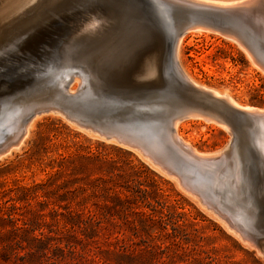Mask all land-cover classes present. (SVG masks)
<instances>
[{
    "label": "rangeland",
    "instance_id": "obj_1",
    "mask_svg": "<svg viewBox=\"0 0 264 264\" xmlns=\"http://www.w3.org/2000/svg\"><path fill=\"white\" fill-rule=\"evenodd\" d=\"M51 1L40 0L36 29L17 37L10 30L13 20L30 8L0 24V111L13 105L53 106L51 76L68 66L79 72L85 62L86 70L96 76L90 83L94 93L91 99L76 100L74 107L98 125L122 129L161 125L180 110L226 122L230 132L202 118H187L179 134L204 155H218L237 141L249 163L256 240L243 242L140 154L80 130L59 113L46 112L34 119L24 145L0 159V264H264V167L258 165L251 142L252 122L232 105L224 106L222 99L218 104L190 90L171 66L169 39L161 30V46L146 52L128 79H122L133 55L151 44L149 39L136 42L133 53L122 61V42L130 44L137 34L128 28H156V17L139 0ZM178 11L174 24L205 27L186 31L183 37L180 58L190 76L227 93L237 104L264 109V65L258 59L253 64L244 50L254 44L264 47L254 20L230 14L184 17ZM34 16L28 15L22 28L35 22ZM92 18L95 26L87 27ZM91 46L98 62L87 55ZM150 56H157L155 74L136 77ZM162 75L166 80L161 83ZM78 85L73 83L72 90ZM110 98L151 101L156 107L182 101L181 106L158 107L156 114L133 118L110 106ZM56 99L55 107L65 108L63 100Z\"/></svg>",
    "mask_w": 264,
    "mask_h": 264
},
{
    "label": "bare ground",
    "instance_id": "obj_2",
    "mask_svg": "<svg viewBox=\"0 0 264 264\" xmlns=\"http://www.w3.org/2000/svg\"><path fill=\"white\" fill-rule=\"evenodd\" d=\"M165 1H167L170 4L166 5L165 7L164 6L162 7L163 9H165V13L168 16V19L172 27L177 32L181 29L184 31L182 35H179L177 37L175 49L172 52H170L168 55L172 61V64L174 65L177 75L181 78V80L184 83H186L188 86H191L193 89L206 94L208 98H211L213 100V102L219 104L221 103L220 99H222L226 103V104L224 103V106L228 104L227 106L230 107V105H232L233 108L230 107L231 109L235 108V110H238L240 113H242V116L245 115L246 116L245 118H248L252 122L254 126V130L251 133V142L253 144L254 153H256V158L258 159V163H259L258 165H263L264 167V109L237 104L227 93L221 94L213 90V88H208V86L198 83L196 80L193 79L192 76H190V74L183 67L180 58L183 37L186 31L190 32L192 31V29L195 30V28L196 29L200 28L202 30L203 29L205 30V27L201 28L196 26L194 28L193 27L191 28V26L187 24H183L181 26L174 24L175 13L173 14L172 12L173 8L170 7V6L173 7L175 6V8L177 7V9L182 12L184 9H180V7L182 8L186 7L187 9L193 8L199 10H207L215 13V15L230 14V15H238L242 18L244 16L247 17L249 16L254 20V23L257 26L256 27L258 31L257 35H259L261 39L264 41V0H249V1L247 0L246 2L242 0H165ZM45 4L46 3H44V6ZM40 5H41L40 0H2V1L0 0V24L4 21L13 18L14 16L18 15L24 10L30 8L29 10H27L26 13L20 15L18 17L19 19L17 18V20H13V22L10 24L11 25L10 30L12 29L13 35L17 37L22 35L24 32L28 31L30 28L36 29V27L39 24V21H37V19L39 18ZM260 7H262L263 9L259 11ZM256 9H258V11ZM31 14L35 15L34 16L35 22L31 24L30 21L33 20V18H30L29 20L30 24L29 25L27 24L25 30L24 27L22 28L21 25H23L25 18H28L27 16ZM183 16L186 17L185 15ZM204 22L206 21L204 20ZM95 23H96V18H92V22L87 27L95 26ZM194 23L196 24V22ZM223 24L222 26L225 25ZM93 28L95 27H91L88 30L90 34L94 32ZM135 30L137 34L133 42L130 41V44H127L128 40H124L122 42L121 55H120L122 61L124 60L126 61L128 57V53L133 51L134 48L133 45L136 44V42L139 43L144 39H149L151 41V44L144 50H141L133 55L131 66L129 68L126 66L125 69L121 72L122 75L120 74L122 76V79L124 80L128 79L132 71H134L133 69L137 67L141 57L144 56L146 52L156 50L158 47L161 46L162 43L159 28H153V26L149 28L148 27L140 28L138 26L128 28V31H130L132 35H135L133 34ZM209 31H213V30H208V32ZM140 33H142L141 36ZM36 34L37 32L35 33V35ZM229 35L230 34L226 36ZM230 38L231 36L229 37V39ZM233 39L236 41V38ZM238 41L236 43H239ZM241 47L244 48V46ZM92 50H93V46L88 48V53L86 51L85 52L87 53V55H90V57H92L91 59L94 63L98 62L99 56H97L98 58H95L94 57L95 49L93 51ZM244 50H246V53L248 57L253 61V64L254 63L257 64L258 62L256 63L255 60L258 59L264 65V47H260L258 46V44L257 45L254 44V46L252 45V47L249 50L246 48H244ZM156 58L157 56H150L146 58V60L140 66V71H138L136 74L133 72L135 76L139 78L152 77L156 71V62H157ZM82 63L84 66L83 68L85 69L82 70L78 68L80 70L79 72L74 71L73 66H68L65 67L63 71L58 72L57 74L51 76L50 82L54 83L53 86L55 87L53 94H51L53 106L39 107L37 106V104H33L30 107L22 108L20 105L18 106L13 105V106H9L5 110L0 111V159L2 157L4 158L6 155H10L9 154L10 152H12L13 150L15 151V149L18 150V148H21L24 145L26 139L29 136L30 128H32L31 126L36 117H38L40 114L42 115V113L56 112V114L59 113L61 116L65 117V119H68V121L72 125H75V127L79 128L80 130H83L94 136L96 135L100 138H103L106 141L116 143L123 148L135 151L137 154H140L143 158L146 159V161L152 167L159 170L161 173L165 174L171 179L175 180L179 184L181 189H183L187 194L197 199L199 204L205 210L210 211L215 217H217V219H220L230 232L241 237V239H243V242L244 241L254 242L256 240L254 232H256L257 230L256 228L257 207L253 201L250 191L251 182L249 177V169L245 170V167H247L249 163L246 164L247 158H245V156L240 153V149L237 141L235 140L233 143L231 141L232 144L231 143H230L231 145L228 144L227 147H225L223 150H221V152H219L220 154L218 155H213L212 153H211L212 155H204L199 153L197 149L194 146H192L191 143L186 141L182 137V135L179 134L180 124L183 120L185 119L187 120V118L190 119L193 117L202 118L208 122L210 121L209 123L211 122L217 123L220 126H222L224 129L229 131L230 127H228L226 122L219 119L217 120L214 117H210L202 114L200 115L197 112H193L189 110H180L179 112L175 113L170 119H168L167 122L161 125H144L140 127L132 126L126 129L112 127V126L103 127L102 125L99 126L97 125L93 129L85 128L80 121L82 118L84 119L85 117L81 116L79 113H76L70 109L55 107L58 106L56 103L57 102L56 97L61 98L62 100L63 99L77 100L81 97L85 98L86 93L89 94L90 83L92 81L91 79L96 78V76L93 75L91 70H86L87 65L85 62ZM131 68L133 69L131 70ZM167 70L169 71V69ZM46 75H48V72ZM169 80L171 79H168V81ZM75 82L79 83L78 85L79 92L78 90H72V85ZM174 85L175 84H171V86L173 87ZM176 88L175 89L172 88V89H174V91H177L178 89ZM183 88L185 89L186 86ZM174 91L172 90L171 95H173ZM175 94H177V92ZM186 97H188V94ZM177 98L178 97H176V100ZM183 98L185 99L184 96ZM33 99L35 98L33 97ZM180 101L182 100L179 99V102ZM218 104L217 107L219 106ZM157 107H163V106L159 105ZM217 109L215 111H218L220 108L218 110ZM233 112L235 113V111ZM206 114L208 115V113ZM30 115L32 116L31 118H29ZM8 147L10 148L8 149ZM227 149L230 151L229 153L225 152L227 151ZM261 190L263 192L262 195H264V184ZM248 244H252V243H248ZM250 246L253 247V249L256 247L253 244ZM257 250L259 249L257 248Z\"/></svg>",
    "mask_w": 264,
    "mask_h": 264
},
{
    "label": "water",
    "instance_id": "obj_3",
    "mask_svg": "<svg viewBox=\"0 0 264 264\" xmlns=\"http://www.w3.org/2000/svg\"><path fill=\"white\" fill-rule=\"evenodd\" d=\"M140 3H142L147 10H149L150 13H152L155 17H156V21H155V24H156V28H159V30L163 31L164 34H166L168 36V39H169V53L172 52L174 49H175V44H176V41H177V37L179 35H182V33L184 32L182 29L179 30L178 32L172 27L169 19H168V16L167 14L165 13V9H163L162 6H166V5H169L170 3H168L167 1L165 0H139ZM122 4H125V3H122ZM128 6H131V9H133V7H135L132 3H126ZM172 7V12L173 14H177V7L175 8V6H170ZM180 9H184L183 12L182 11H178L182 16L185 15V16H198V15H215V13L211 12V11H207V10H199V9H193V8H182L180 7ZM91 10V9H89ZM167 10V9H166ZM169 10V9H168ZM185 13V14H183ZM174 14V15H175ZM90 16V15H89ZM101 15H98V17H100ZM106 13L104 12L102 14V17L105 19L106 17ZM84 20H86V17L83 18ZM108 19V18H107ZM106 19V20H107ZM109 20V19H108ZM119 22V20H118ZM122 22V21H120ZM119 22V23H120ZM158 26V27H157ZM10 55V54H8ZM173 68H174V65L172 64ZM175 69V68H174ZM166 77L164 75H162V77L160 76L159 77V81L162 83L164 82L166 79ZM190 90L198 95V97H207L206 94L198 91V90H195V89H192L190 88ZM94 93V90L92 89L91 85H90V89H89V94L86 93V97H85V100L86 99H91L92 98V95ZM82 98V97H81ZM78 100V99H77ZM63 103L66 104L65 105V108L67 109H70L74 112H76V109L74 106H76L77 103H79L78 101L76 100H71V99H63ZM107 103L113 108H116L118 110H124V112H127V113H130L133 118H135L134 116H146V117H149L151 115H153L154 113L156 114L157 112L160 111L161 108L165 109L167 107H174V106H178V104L180 103H177L176 101H172L170 103H168V105H166L165 103L162 104L163 107H160V109H158V107H156L157 104H152L151 101H140V100H129V99H122V98H110ZM143 109H146V110H143ZM161 109V110H163ZM78 113V112H76ZM81 119V118H80ZM81 123L82 125L85 127V128H88V129H93L95 128L98 124L94 121H92L91 119H88V118H82L81 120ZM99 126V125H98ZM245 170H246V167H245ZM250 177V176H249ZM250 182H251V177H250Z\"/></svg>",
    "mask_w": 264,
    "mask_h": 264
}]
</instances>
